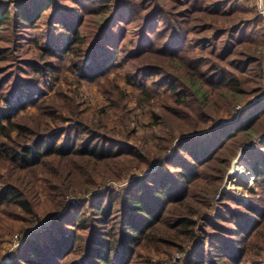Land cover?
Returning <instances> with one entry per match:
<instances>
[{
  "label": "trees",
  "instance_id": "16d2710c",
  "mask_svg": "<svg viewBox=\"0 0 264 264\" xmlns=\"http://www.w3.org/2000/svg\"><path fill=\"white\" fill-rule=\"evenodd\" d=\"M69 1L72 5L63 6L60 0L0 2V41L10 31L13 43H18L23 38L20 30L28 28L32 36L27 40L37 50L36 57L22 59L20 65L15 61L12 69L0 66V160L16 177L8 175L0 185V210L12 207L37 214V202L16 182L28 173H41L51 202L58 210L64 204L67 209L62 218L28 238L11 264H131L142 249L170 255L173 250L184 252L195 239H199L196 250L183 264H264V139L252 151L243 150L256 182L250 199L235 198V208L221 199L215 208L210 201L226 169H218L216 175L210 167L216 161L228 162L221 155L230 146L247 144L258 133L255 125L264 116V100L247 106L236 119L230 114L227 123L208 127L212 131L207 135L197 133L202 127H195L176 141L162 139L154 158L87 123L75 110L72 97L62 94L67 106L47 103L60 94L48 92L60 73L70 71L78 84L98 83L116 71L120 59L129 64L139 57L146 58L139 66L132 64L134 71H127L126 80L133 84L142 78L137 87L143 100L151 91L142 80L150 78L187 110L203 103L204 86L241 94L242 80L220 63L230 42L220 51L213 36L202 35L193 42L190 35L198 26L157 0ZM183 2L190 3V14L195 10L214 17L234 13L216 0ZM117 17L120 21L114 23ZM127 18L139 25L137 41L121 25ZM57 25L63 36L58 41ZM237 28L232 25L230 33ZM196 47L201 55L191 54ZM10 54L0 45V57ZM152 55L163 57V62H148ZM167 61L184 69L189 81L181 80L170 65L167 68ZM241 64L236 61L235 67ZM106 91L111 93L108 100L116 104V92ZM31 111L34 117L28 123L24 116ZM229 152L234 155V149ZM109 181L126 184L108 187ZM203 181L206 189L197 202L208 213L200 218V208L189 198ZM100 188L104 190L93 200L82 199ZM66 196L82 200L65 203ZM211 211L213 217L208 215ZM25 226L19 223L16 229Z\"/></svg>",
  "mask_w": 264,
  "mask_h": 264
},
{
  "label": "rangeland",
  "instance_id": "374dc122",
  "mask_svg": "<svg viewBox=\"0 0 264 264\" xmlns=\"http://www.w3.org/2000/svg\"><path fill=\"white\" fill-rule=\"evenodd\" d=\"M6 1L12 0H0V2ZM157 1L164 8L171 9L179 18L185 15L189 18L190 24L198 26V28H194L190 35L193 42L202 35L213 36L219 51L224 48L225 43L230 42L225 58L221 59L220 63L226 67L225 69L233 71L242 80L243 92L241 94L224 88L214 89L210 86H204L201 91L203 103H199V106L197 105L195 109L187 110L178 106L170 92H167L163 87L156 86L150 78L149 80H142L144 86L151 91L150 95L145 96L146 99L143 100L140 89L137 87L142 78L133 84H129L126 80L127 71H134L132 64L139 66L146 58L139 57L137 60L129 62V64L126 63L124 58L120 59L116 71L98 83L81 81L78 84L70 71L60 73V79L56 81V84H53L52 89L48 90L52 95L55 93L60 94H56L57 96L47 101L49 105L55 103L58 107H62L59 105H68L65 103L66 97L62 98V94L72 97L75 110L79 111V115L87 123L97 126L102 133L115 141L122 140L134 145L136 149L142 153H147L153 158L162 139L172 138L173 141H176L181 134L194 132L193 128L195 127H202V130H204L197 133L207 135L212 131V128L208 127L227 123L226 119H230V114L236 119L247 111V106L264 100V17L261 18L259 8L260 5H264V0H216L221 4V7H232L234 9L233 14L218 17L197 10L190 14L187 10L190 3H184V0ZM60 2L63 6L72 5L69 0H60ZM208 4L210 2L205 3V5ZM121 14L125 17L124 12H121ZM115 21L114 23L119 22L120 18L117 17ZM125 21L121 22V25L126 29L128 37L137 38L135 40L137 41L140 38L137 34L139 25L130 18ZM210 24H213V26ZM234 24L238 28L230 33L229 29ZM93 25L91 23V26ZM56 27L57 30L54 33L58 41V38L63 37L60 33L62 28L60 25ZM41 29H43V25H41ZM20 33H22L23 38H19L18 43H13L10 31H7L5 38L0 41L1 46L7 47L11 51V56H7L6 59L3 56L0 57V66H3L4 69H12L15 61L16 64L20 65L22 59L36 57V48L31 46L27 40V37L32 36L31 29L22 28ZM192 51V55H201L198 52V47ZM162 58L152 55L147 61L152 60L158 65L163 62ZM231 60H234L233 64H231ZM236 61L242 62L239 68L235 67ZM169 63L167 61L165 64L167 68L171 66L172 72L179 75L180 79L187 83L189 78L186 76L185 70ZM105 89L116 92V98L118 97L116 104L108 100L107 95L109 93L111 96V93L105 92ZM58 103L60 104L58 105ZM178 109H181L179 113L176 111ZM67 110V108L64 110V115H67ZM194 116L196 118L193 119ZM33 117L34 112H28L24 116V121L30 123ZM255 128L258 133L253 134L249 143L242 146L234 145L235 148L232 145L226 154L221 155V158H228V162L216 161L210 167V172L216 175H218V169L226 167L218 189L210 199L212 204L216 203V205L213 204L215 208H217L220 199V201L229 203L230 207L235 208L236 204L232 200L237 198L247 202L250 199V191L256 190L252 164L244 158L245 153L243 150L252 151L255 148V143L264 139V116L255 125ZM172 149L173 144L170 145L169 153ZM230 149H234V155L232 156H230ZM4 163L0 160V185L4 183L3 180L8 178V175L9 177H15ZM235 164L246 167L251 172L252 178L243 181L241 178L238 179L228 175L230 168ZM16 182L31 193L33 202H37L35 206L37 214L29 215L20 212L16 208L2 207L0 210V264H11L19 253L25 249V241L28 238L34 236L33 234L43 229V227L50 225L51 220L62 218L67 211L65 204L61 210H58L57 206L51 202L50 190L44 184L41 173L35 175L31 173L21 174ZM124 184L126 183L109 181L106 185L121 188ZM204 186V181L199 183L192 190L189 198L194 207L200 208V212H202L199 215L200 218L208 213V208L197 202V198H200L202 191L206 189ZM103 190L104 188H100L95 192L84 195L82 199L93 200L96 194ZM223 193H225V197L221 196ZM205 196L208 197L209 195ZM75 198L74 196H66L65 203L74 201ZM79 199L81 198L75 200ZM16 213L20 214L16 215ZM208 215L213 217L214 212L211 211ZM197 216L195 218L199 221L200 218ZM19 223L26 226L17 230L16 227ZM198 241L199 239H195L194 242L188 243L184 252L173 250L170 255L164 252L142 249L138 251L131 264H183L186 256L196 250Z\"/></svg>",
  "mask_w": 264,
  "mask_h": 264
},
{
  "label": "bare ground",
  "instance_id": "6f19581e",
  "mask_svg": "<svg viewBox=\"0 0 264 264\" xmlns=\"http://www.w3.org/2000/svg\"><path fill=\"white\" fill-rule=\"evenodd\" d=\"M228 175L234 176L235 178H238V179L241 178L243 181L245 180L247 181L251 177V174L247 170V168L246 167L244 168V166L240 164L232 165V167L229 170Z\"/></svg>",
  "mask_w": 264,
  "mask_h": 264
},
{
  "label": "built area",
  "instance_id": "2783aa9c",
  "mask_svg": "<svg viewBox=\"0 0 264 264\" xmlns=\"http://www.w3.org/2000/svg\"><path fill=\"white\" fill-rule=\"evenodd\" d=\"M260 13L262 14V16L264 17V5H260ZM258 100V99H257ZM256 101V100H255ZM254 101V102H255Z\"/></svg>",
  "mask_w": 264,
  "mask_h": 264
}]
</instances>
